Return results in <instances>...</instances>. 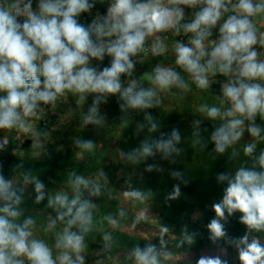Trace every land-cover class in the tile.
Wrapping results in <instances>:
<instances>
[{"label":"clouds","instance_id":"obj_1","mask_svg":"<svg viewBox=\"0 0 264 264\" xmlns=\"http://www.w3.org/2000/svg\"><path fill=\"white\" fill-rule=\"evenodd\" d=\"M22 5V6H21ZM93 5L89 0H40L38 11L32 9L31 0H13L11 4L0 3V129L29 128L24 118L36 115L40 105L55 104L66 93L79 96L83 102L88 94H95L92 106L84 117V123H101L99 103L111 95L119 94L127 107L148 109L154 106L156 92L151 88L137 87L135 80L122 84L121 76H131L134 69L132 57L144 47L146 37L170 28L178 32L192 33L190 45L177 43L176 65L187 72L193 83L201 89L209 87V74L232 77L222 87L223 100L230 106L201 107L207 117L223 121L211 135L214 151L223 154L226 149L240 140L245 120L253 121L257 115L264 119V60L258 59L255 45H264V34L258 40L257 27L251 19L264 13V0H112L107 14L85 27L78 17L88 12ZM181 6L196 8L194 19L180 25L184 18ZM230 6V7H229ZM232 12L219 27V39L206 50L205 40L212 35L222 14ZM23 16L21 21L19 18ZM164 51L162 44L153 46L154 54ZM111 57L110 65L98 70L90 65L91 60L102 61ZM151 83L161 90L173 86L187 88L182 77L172 68L157 66ZM123 108L124 105H121ZM150 119V117H148ZM199 123V122H197ZM152 125V130L155 129ZM247 131L259 137L260 129L249 126ZM180 135L173 130L170 137L161 136L151 143H144L128 154L136 162L160 153L168 159L178 154L176 145ZM84 149H91V141H78ZM255 144L244 148L245 155H251ZM264 169V152L258 158ZM152 166H149L151 170ZM177 179L180 173H174ZM218 182L227 181L222 198L212 205L215 217L208 224L213 241L225 238L224 224L227 217L239 212L240 223L249 232L264 231V170L256 171L241 167L229 177L220 174ZM74 189L89 187V181L76 176ZM43 185L37 183V201L43 199ZM99 194V188L93 191ZM140 199L138 191L125 193ZM180 195L179 185L174 186L171 199ZM0 200L7 203L0 207V264H24L19 257H26L30 264H84L81 253L84 250L83 235L72 231L78 225L82 232L89 231L91 207L79 196L69 200L66 195H56L49 200V206H57V220L67 219L56 241L60 254L53 259L52 250L42 241L29 239L31 219L23 225L13 222L19 213L13 204L19 198L11 191V185L0 176ZM55 221H53V226ZM239 253L241 264H264V244L249 240L246 233L232 238ZM137 264H159L154 245L144 249L136 248L133 253ZM74 257V258H73ZM197 264H225L220 257H201Z\"/></svg>","mask_w":264,"mask_h":264},{"label":"rangeland","instance_id":"obj_2","mask_svg":"<svg viewBox=\"0 0 264 264\" xmlns=\"http://www.w3.org/2000/svg\"><path fill=\"white\" fill-rule=\"evenodd\" d=\"M193 93L195 96L196 94H203L204 97H200L201 100L199 96L198 98H193L192 106L189 105L190 103H188L189 107L182 106L183 102L178 100V98L175 100V105L180 104L177 107L168 105V101H166L167 106H164L163 103V106L160 105L161 101H159L160 103L157 106L144 109V111L129 108L126 105L122 109L123 117L119 114L120 110L118 108L114 116L96 124L94 128L89 129L88 133L85 132V128H82L83 130L80 132L83 138L81 140L70 141L64 139L65 143L59 140L61 143L58 148L55 142L50 145V149L47 148L45 150L46 147L44 149L40 147L41 149H38L37 153H33L26 148L21 150L20 155L14 156L10 154V158L20 159L21 163L17 171H12L9 174L13 175V181L16 180V184L22 192L26 191L30 194H36V185L40 183L44 189H50L49 191L52 192L53 196L58 194L67 196L71 191L66 188L65 184L57 182L60 187L55 186L51 189L47 185L48 181L50 183V179L47 181L45 178L32 176L26 173L25 170L34 168V172L40 173L42 176H47L46 174L53 175L56 167L63 169L60 168L62 166H57L58 162L53 161L54 159L60 158L62 162L70 158L86 159L90 162L84 168L87 170L97 168V170L93 171L90 176H85L84 179L95 182V188L100 187L99 189L102 190L99 192L101 198L105 202L110 199L114 200L117 203L115 206L118 210L113 214L111 210H104L101 206L98 211L94 209L89 211L91 213V224L89 225L91 236L94 238L99 237L97 228L104 225L105 220L109 217L107 224L111 221V225H118L122 231L135 234L138 240L145 244V247L154 245L158 254L159 264H197L201 257H220L225 264H241L237 249L211 250L203 247L172 253L161 245V242L166 241L169 237L175 238L174 236L179 229L171 228L168 230L159 221V214L165 212L167 207L180 202L197 200V190L192 188L200 186L219 188L222 185H227V181L218 182L217 177L220 174L232 177L241 167L256 171L264 170L258 164V158L264 152V119L257 115L253 121L245 120L243 135L237 141L239 143L242 142L241 145H232L223 154L217 153L214 151L215 145L211 141V135L223 121L208 118L206 113L201 112L200 109L203 106H215L223 110L230 105L227 102L221 103L223 100L222 91ZM184 102L190 101L186 100ZM159 113L161 116L157 122ZM153 124L156 126L154 130H152ZM179 124H197L198 126L166 130L167 126ZM49 125L48 123L44 125L45 131L49 130ZM79 126L85 127L83 123L79 124ZM249 126H256L260 129L259 137H253L247 131ZM173 130H177L180 135V142L176 145L180 149L178 154H173L168 159L162 158L160 153L139 159L136 162L127 159L128 152L139 149L144 143L158 140L161 136L167 139ZM122 140L126 157L118 147ZM78 141H91L93 147L84 149L78 145ZM253 143L255 144L253 153L250 156L245 155L244 148ZM101 147H106L108 152L104 149L100 150L99 148ZM95 148L99 150L94 156L97 151ZM90 150L94 151L91 155L88 153ZM140 164L143 165L148 174L143 177L141 189L138 190L142 194V198L137 199L126 196L125 193L134 191L128 188L131 184L130 176L137 173ZM149 166H152L151 170H149ZM5 171L6 168L2 167L0 176H3ZM177 172L181 174L179 179L174 175ZM54 183H56L55 180L51 186ZM176 185H179L180 195L175 199H171L170 197ZM95 188L93 187L92 189V186L86 188L87 194L96 197V195L92 194ZM77 196L83 201L80 195L77 194ZM51 199H53L52 196L43 194V199L39 202L44 207V210L48 211L41 212L40 216H37L36 214L39 213L33 214L32 211L26 210L28 212L26 218L32 220L40 218V225L44 224L43 227H45L47 216L51 217L53 210L55 211V208L58 209L55 205L49 206V200ZM104 201L103 203H105ZM57 211H60V209ZM111 215L114 216L110 220ZM198 216L197 213L193 214V218ZM55 227L57 230H64L62 226L58 227V225H55ZM76 227L81 231L78 225ZM111 231L109 230L108 232L110 233ZM55 240L57 241V239ZM56 241L51 242L50 240V243H46L52 250L53 259H56L61 251L56 248ZM133 253L124 246L117 249L113 246L99 249L84 244V250L81 255L84 258V264H137ZM57 264H59L58 261Z\"/></svg>","mask_w":264,"mask_h":264},{"label":"crops","instance_id":"obj_3","mask_svg":"<svg viewBox=\"0 0 264 264\" xmlns=\"http://www.w3.org/2000/svg\"><path fill=\"white\" fill-rule=\"evenodd\" d=\"M111 2L112 0H92L90 4L93 6L88 12H85L87 15V19L85 20L83 25L87 27L93 22V20L105 16L107 14V10ZM232 2L236 3L237 0H232ZM253 2L260 3L261 0H253ZM0 3L11 4L13 3V0H0ZM31 3L32 9L34 11H38V5L40 3V0H31ZM181 7L184 11V18L180 21V25L190 23L194 19L196 12L199 11L200 8V6H197L196 8H188L186 6ZM232 14L233 13L230 11L222 14L221 20L218 22L217 26L212 29V35L205 40L206 50L210 51L212 42L218 41L220 25L223 24L224 20ZM19 19L22 21L24 17L21 16ZM251 19H253L257 27V37L259 40L262 38V34H264V13H260L257 16L252 17ZM78 20L80 21V16L78 17ZM192 37L193 34L185 33L182 27H180V30L178 32L176 31V29L170 28L166 31L158 32L146 37L143 49L139 51L136 56H133L131 58L134 63V69L132 71L131 76H121L122 84L127 87L130 81L135 80L138 88L144 87L153 89L156 92V96L154 97V106H157L160 103L159 101H161L160 105H162L163 103L164 106H167L166 101H168V105L172 107H177L178 105H180H175V100H177L178 98V100H181L183 102L181 104L182 106L189 107V105L192 106L193 98H198L199 96V99L201 100L202 96L204 97L203 94H196L195 96L193 92L204 91L213 93L215 91H222L223 85L226 84L228 80L232 77H226L219 73H217L216 75L209 74V87L207 89H201L193 83L191 76L187 72H185L182 68L176 65V54L174 51L176 44L179 42L191 46L189 42ZM157 43L162 44L164 47V51L161 54H154L153 52V46ZM254 47L258 53V59L264 60V45L257 43V45H255ZM110 62L111 57L105 56L102 61L91 60L90 65L96 67L98 70H101L104 67L109 66ZM157 66L174 69L182 77L184 83L187 85V88H178L173 86L170 89L161 90L156 87L154 84L151 83V77L154 74V69ZM115 96L117 98L118 108L120 110L119 114L123 117L122 109L124 107L122 108L121 105L126 106V104L123 100L120 99L119 94H116ZM94 98L95 94H88L83 102H79V96L77 94L69 92L66 93L64 96L59 97L54 105L41 104L40 108L37 109L36 115L25 117L24 123L29 128L28 131H24L19 127H15L12 129H0V171L2 167H5L6 170L10 171V173L12 171H17V168L21 163L20 159H15L12 157L10 158L9 156L10 154L14 156L20 155V152L23 149L27 148L31 152L37 153L38 149L41 148L44 149L46 147L45 150L47 148L50 149V145L55 142L58 145V148L61 142L65 143L64 139H68L70 141L76 139L81 140L83 138V135L80 132L83 130L82 128H85V132L88 133L89 129L94 128L96 125L94 123H84V117L88 114L89 108L92 106ZM186 100L190 102H184ZM188 103L190 104L188 105ZM98 108L99 115L103 117L101 122H103L107 118L103 100L99 103ZM139 111H144V109H139ZM160 113L159 115H157V122L158 118L161 116ZM47 123L50 124V127L49 130L45 131L44 125ZM81 123H83L85 127H80L79 124L81 125ZM59 140L62 141L60 142ZM99 149H104L105 151L108 150L106 147H101ZM99 149H96L97 151L94 153V156L96 155ZM93 152V150H90V152L88 153H90L91 155V153ZM80 161L87 160L80 159ZM23 170L25 169L23 168ZM95 170H97V168ZM44 177L46 179V176ZM4 179L10 183L11 191L14 192L15 196L19 198V202L26 204L31 202V200L33 199H37V194H30L26 191L22 192V190L18 188L16 180L13 181V175H5ZM49 179L51 180V183H49ZM47 181V185L51 188L59 186V183H57L58 181H55L56 183L51 186L54 181L53 178H48ZM43 193L45 194V189ZM1 201L2 200H0V202ZM18 213L19 216L10 219H13V222L16 224L23 225V214L26 216L28 215V212L26 214L20 212ZM28 230L32 233V235L29 237L30 240H40L45 244L50 243V240L51 242H55L57 236L62 234L63 232V230L61 231L54 228H50L45 232V228L43 227V225H40L39 222H35L33 223V225H30ZM19 259L23 260L24 264H30L26 257L22 256L19 257Z\"/></svg>","mask_w":264,"mask_h":264},{"label":"trees","instance_id":"obj_4","mask_svg":"<svg viewBox=\"0 0 264 264\" xmlns=\"http://www.w3.org/2000/svg\"><path fill=\"white\" fill-rule=\"evenodd\" d=\"M104 107H105V113H106L107 118L114 116L118 109V102H117L116 96L115 95L108 96L106 98V102L104 101ZM196 126L198 125L197 124H179V125L167 126L166 130L177 129V128L186 129L189 127H196ZM123 140L120 142L118 147L120 148V150L123 151L126 157V152L123 149ZM241 143L236 142L233 145L239 146L241 145ZM130 153L132 152H128V154ZM53 161L58 162L57 166L59 167L62 166L60 168H63V169L61 170L56 167L53 171V175L46 174L47 175L46 179L53 178L55 181H58L60 184H65L66 188H68L71 191L67 195L69 200L74 199L78 194L83 198V201H88L90 203L91 207L88 209V211H91L93 209L98 211L101 209V206H102L104 210L109 209L114 214V212L117 210L115 206L117 203L114 200L110 199V200H107V202H105L101 198L100 193L96 194V197H93L92 195L89 196L87 194V190L83 186H81L79 192H77L74 189L73 182L76 176H81L84 178L85 176H90L92 172L95 170V169L87 170L84 168V166L87 165L88 161H80V159L78 158H70L65 162H62L60 158H57V159H54ZM143 165L146 166L145 164ZM143 165L140 164V168L137 169V173L132 174L130 176L131 184L128 186L129 189L134 190V191H138L139 189H141V181L143 180V177L148 174L147 171L143 168ZM31 171L33 172L32 174H31ZM34 171H35L34 168L25 170L26 173L32 176L45 178L44 176H42V174L36 173ZM9 173L10 171L6 170L5 174H3V177L5 175L6 176L9 175ZM89 186H92V189H93V187L95 188L96 184L95 182L93 183L89 182ZM226 186L227 185H222L219 188H213V187L207 188V187H201V186L194 187L192 189L197 190V193H196L197 200L193 202H188V201L180 202L178 204L167 207L165 212H162L159 214V221L165 227H167L168 230L171 228L179 229V231H177V234L174 236L175 238L169 237L166 241L161 242V245L165 246L168 252L180 253L183 251H190L193 249L203 248V247L211 249V250L236 249L235 245L231 243V239L242 237L246 233H248L250 241L252 239H256V240H259L261 244H264V231L249 232L246 225L240 223L241 214L239 212L233 214L230 217H227L225 221H222V223L224 224L225 232L227 234L225 238H221L215 241L211 239V233L208 230L207 226L209 222L211 221V219L215 217V212L212 209V205L220 201L223 195L224 188ZM49 190L45 188V194L50 195L54 198L55 196L51 195L52 192ZM43 191H44V188L42 189V192ZM101 191L102 190L99 189V192ZM36 194L39 195V193H36ZM39 201H37V199H33L29 203L23 204L22 202H19L18 204L14 203L12 206L17 212L26 214L27 213L26 210H27V211H32L33 214L39 213L36 215L40 216L41 212L44 213L48 210H44V207L41 206ZM103 201L105 203H103ZM5 203L7 202L2 200L0 202V207H3ZM99 203H101V205H99ZM57 210L58 209L56 208H55V211L53 210L51 217L47 216L45 220L46 221L45 227H44L45 232L50 228L55 229L56 228L55 225H58V227L62 226L63 228H66L68 226L67 225V219H69L68 217H66L64 221H60L56 219L58 215ZM60 211H63V210L60 209ZM196 213L199 216L197 218H193V214H196ZM112 216L114 215L110 216V220ZM108 218L109 217H107V220H105L104 225L99 226L97 228L99 230L98 238H94L93 236H91L89 231L87 232L80 231L79 229H77L76 225H73L71 230L74 232H77V234L83 235V242L93 248L102 249V248L113 246L117 249L121 246H124L130 252H134L136 248H140V249L145 248V244L143 242H140L135 234L122 231L118 225H111V221L108 222L107 224V221H109ZM44 219H45V215H44ZM26 220L28 219L23 214V219H22L23 223ZM32 221L33 223L40 222V218H34ZM53 221H55L54 226H53ZM33 223L31 225H33ZM109 230H112V231L109 233L108 232Z\"/></svg>","mask_w":264,"mask_h":264},{"label":"built area","instance_id":"obj_5","mask_svg":"<svg viewBox=\"0 0 264 264\" xmlns=\"http://www.w3.org/2000/svg\"><path fill=\"white\" fill-rule=\"evenodd\" d=\"M92 0H90V2H91ZM89 2V3H90ZM87 19V15H86V13H82L81 15H80V23L81 24H84V22H85V20Z\"/></svg>","mask_w":264,"mask_h":264}]
</instances>
